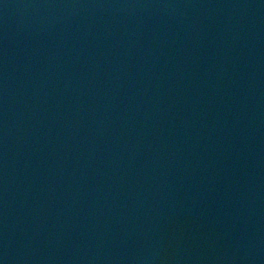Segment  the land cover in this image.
I'll list each match as a JSON object with an SVG mask.
<instances>
[{
	"label": "water",
	"instance_id": "water-1",
	"mask_svg": "<svg viewBox=\"0 0 264 264\" xmlns=\"http://www.w3.org/2000/svg\"><path fill=\"white\" fill-rule=\"evenodd\" d=\"M0 264H264V0H0Z\"/></svg>",
	"mask_w": 264,
	"mask_h": 264
}]
</instances>
